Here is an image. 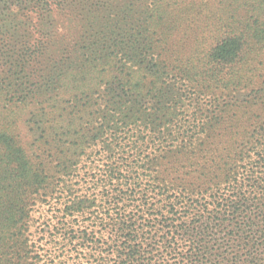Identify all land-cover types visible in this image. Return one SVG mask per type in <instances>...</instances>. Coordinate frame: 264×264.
Segmentation results:
<instances>
[{"label": "trees", "instance_id": "trees-1", "mask_svg": "<svg viewBox=\"0 0 264 264\" xmlns=\"http://www.w3.org/2000/svg\"><path fill=\"white\" fill-rule=\"evenodd\" d=\"M0 2V264H264V0Z\"/></svg>", "mask_w": 264, "mask_h": 264}, {"label": "rangeland", "instance_id": "rangeland-1", "mask_svg": "<svg viewBox=\"0 0 264 264\" xmlns=\"http://www.w3.org/2000/svg\"><path fill=\"white\" fill-rule=\"evenodd\" d=\"M16 14H18V12H17L16 7L14 5L9 6V4L7 3L6 6H4L3 2H0V19H4L9 24H11V23L13 24L14 20H15L14 15H16ZM191 44L193 45V43L190 41L183 42L181 45L179 44L180 48L182 47L181 53L186 52L187 48L192 46Z\"/></svg>", "mask_w": 264, "mask_h": 264}]
</instances>
